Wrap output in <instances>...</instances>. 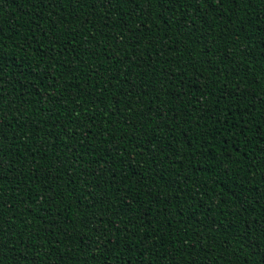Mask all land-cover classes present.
Masks as SVG:
<instances>
[{
  "label": "trees",
  "instance_id": "16d2710c",
  "mask_svg": "<svg viewBox=\"0 0 264 264\" xmlns=\"http://www.w3.org/2000/svg\"><path fill=\"white\" fill-rule=\"evenodd\" d=\"M0 264H264V0H0Z\"/></svg>",
  "mask_w": 264,
  "mask_h": 264
}]
</instances>
